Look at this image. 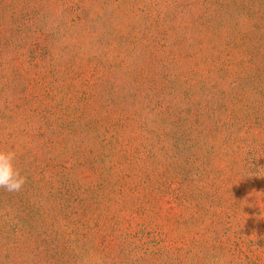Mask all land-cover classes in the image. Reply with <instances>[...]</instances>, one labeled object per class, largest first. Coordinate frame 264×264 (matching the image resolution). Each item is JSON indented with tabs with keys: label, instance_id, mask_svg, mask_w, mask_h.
Wrapping results in <instances>:
<instances>
[{
	"label": "rangeland",
	"instance_id": "rangeland-1",
	"mask_svg": "<svg viewBox=\"0 0 264 264\" xmlns=\"http://www.w3.org/2000/svg\"><path fill=\"white\" fill-rule=\"evenodd\" d=\"M254 203L264 0H0V264H225Z\"/></svg>",
	"mask_w": 264,
	"mask_h": 264
},
{
	"label": "trees",
	"instance_id": "trees-1",
	"mask_svg": "<svg viewBox=\"0 0 264 264\" xmlns=\"http://www.w3.org/2000/svg\"><path fill=\"white\" fill-rule=\"evenodd\" d=\"M242 160L243 158L241 161ZM247 173L246 169L242 171V175H247ZM254 205L257 209L256 214L258 215V219L264 217V204L260 205L254 203ZM225 218L226 223L231 227V214L226 212ZM258 219L256 218L255 220ZM258 224L260 231H255L258 229L257 227L254 228V231H225L227 241L233 245V250H226V254L232 257V260L229 262L227 261L225 264H257L256 262H258L261 255L264 254V223L259 220ZM228 230L231 229L229 228ZM18 232L19 231H16V233ZM32 235L34 234L32 233ZM161 235L163 234L160 233V235H154V233H150V235L141 234L140 236H135L131 231H124L120 236L124 241H122L124 245L128 247V249H124V252L128 255H132L134 258L132 263L136 264L139 261L150 257L159 260L163 264H173L171 260L177 248L170 243L168 238L161 237ZM39 236H41L40 241L43 244H46L49 239L48 235L45 232H42ZM230 236L233 237V241L231 242L229 240ZM151 244L154 246L150 247L152 246Z\"/></svg>",
	"mask_w": 264,
	"mask_h": 264
}]
</instances>
